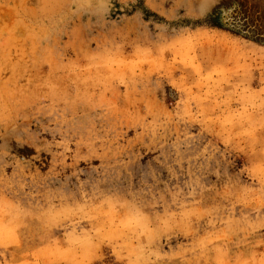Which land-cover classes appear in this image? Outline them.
I'll return each instance as SVG.
<instances>
[{"label":"rangeland","instance_id":"1","mask_svg":"<svg viewBox=\"0 0 264 264\" xmlns=\"http://www.w3.org/2000/svg\"><path fill=\"white\" fill-rule=\"evenodd\" d=\"M0 264H264V0H0Z\"/></svg>","mask_w":264,"mask_h":264}]
</instances>
